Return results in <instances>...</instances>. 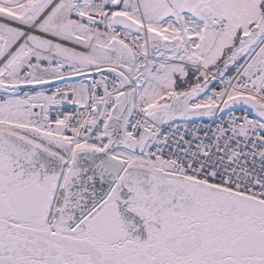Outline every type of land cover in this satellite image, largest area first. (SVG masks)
<instances>
[{"label":"snow or ice","instance_id":"6c2138e0","mask_svg":"<svg viewBox=\"0 0 264 264\" xmlns=\"http://www.w3.org/2000/svg\"><path fill=\"white\" fill-rule=\"evenodd\" d=\"M0 264H264V0H0Z\"/></svg>","mask_w":264,"mask_h":264},{"label":"built area","instance_id":"2783aa9c","mask_svg":"<svg viewBox=\"0 0 264 264\" xmlns=\"http://www.w3.org/2000/svg\"><path fill=\"white\" fill-rule=\"evenodd\" d=\"M203 123H209V121H207L206 119L203 121Z\"/></svg>","mask_w":264,"mask_h":264}]
</instances>
